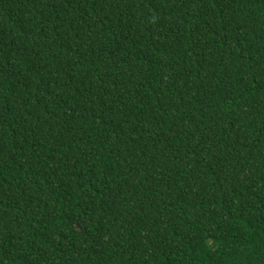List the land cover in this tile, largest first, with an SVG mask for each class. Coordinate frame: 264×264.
<instances>
[{"label":"trees","instance_id":"obj_1","mask_svg":"<svg viewBox=\"0 0 264 264\" xmlns=\"http://www.w3.org/2000/svg\"><path fill=\"white\" fill-rule=\"evenodd\" d=\"M0 264H264V0H0Z\"/></svg>","mask_w":264,"mask_h":264}]
</instances>
